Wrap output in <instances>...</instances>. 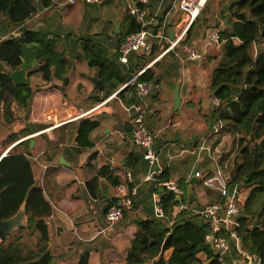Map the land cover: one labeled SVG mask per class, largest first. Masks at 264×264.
Masks as SVG:
<instances>
[{"label":"trees","instance_id":"obj_1","mask_svg":"<svg viewBox=\"0 0 264 264\" xmlns=\"http://www.w3.org/2000/svg\"><path fill=\"white\" fill-rule=\"evenodd\" d=\"M53 0H0V154L10 144L29 133L28 129L13 130V124L18 121L17 111L30 110V103L36 90L50 85L53 78H59L63 84L68 82L65 76V62L71 61L72 66L77 61H85L89 67L96 69L99 80L97 90L100 99L97 101L92 95V102L97 104L112 94L120 85L132 78L137 72L144 70L136 76L135 81L151 83L152 90L163 78L171 77L177 72L179 63L183 60L187 48L193 40L200 36L206 42L207 32L214 29L219 34L221 57L214 63L212 59L217 54L207 53L214 64L210 76V96L220 100L216 109L209 110L207 114V133L213 126L221 121L223 128L236 141L235 156L240 162L228 176L232 183L250 187L247 197L240 205L237 219L241 226L237 229L243 245L250 252L260 254L264 264V50L259 48L254 52L255 44L264 43V0H223L222 5H217L221 11L208 17L211 2L207 0L202 9L203 14L197 16L185 30L183 38L168 49L159 58L147 66L160 52L165 50L170 42L168 39L167 11L171 1L164 8H159L157 2L143 4L134 0L136 6L146 10V19L152 20L147 25L125 6V16L119 32L106 33L102 31L74 36L72 33H56L43 29H32L26 26L40 9L47 8ZM217 7L215 8L216 11ZM217 12V11H216ZM149 29L152 32H161L162 37H149L147 49L133 51L129 62L122 63L118 57V48L127 35L140 29ZM106 36L107 41L114 48L110 53L108 46L100 41V36ZM58 41L62 43L58 47ZM237 41V42H236ZM37 60V65L26 71V82L15 84L5 74L6 69L16 70L23 61ZM147 66V67H146ZM34 73H39L40 83L31 80ZM38 88V89H37ZM150 94V93H149ZM114 101L126 105L139 102L136 84H128L116 93ZM114 96V97H115ZM107 101H105L106 103ZM104 104V103H103ZM101 106V105H100ZM99 106V107H100ZM90 112L80 116L73 133H77L75 144L78 147H91L90 133L96 129L100 122L90 116ZM65 128V125H62ZM131 131L132 124L129 123ZM151 131V130H150ZM154 135V133L151 131ZM218 133V132H217ZM219 134H210L207 143L211 146L217 141ZM132 137V134H131ZM211 139V140H210ZM61 140H64L61 134ZM201 139L192 138L184 143L189 150V156L195 157L196 153L190 152L200 144ZM161 144L154 135L153 147L160 155ZM227 152L221 151L217 159L221 164ZM29 139L20 141L11 147L3 156H0V218L12 216L26 199L25 212L27 223L18 227L5 238L0 240V264H52L53 256L49 248L48 217L53 213V207L43 188L34 186L35 171L31 165ZM125 164L145 167L146 161L142 151H133L127 155ZM107 166L100 167V172L105 174ZM206 168L204 172H210ZM112 185L123 180L119 177L106 175ZM156 179H169L171 173L168 167H163ZM183 188L187 181L183 177L175 179ZM151 191L156 192L155 204L163 211V216L150 217L136 221L138 226L136 235L131 239L127 251L126 261L129 264H141L153 259V264H194L198 253L204 251L207 258H212L213 249L205 241V234L209 231L208 222L201 214L195 212L199 208L194 201L185 203L173 215L176 205L173 191L166 187L156 186V180L148 181ZM134 184L131 183L130 186ZM217 200H220L218 194ZM137 196V195H136ZM133 197V205L135 204ZM185 193L182 200L186 201ZM115 198L108 199L105 210L113 203ZM183 203V201H182ZM258 204V211L252 209L253 204ZM105 213V211H104ZM255 214V221L252 220ZM23 234L33 241H26ZM171 249L165 259L163 252ZM88 250L83 251L77 264H88ZM209 264H219L212 259Z\"/></svg>","mask_w":264,"mask_h":264},{"label":"crops","instance_id":"obj_2","mask_svg":"<svg viewBox=\"0 0 264 264\" xmlns=\"http://www.w3.org/2000/svg\"><path fill=\"white\" fill-rule=\"evenodd\" d=\"M168 1L151 0L152 3L157 2L159 8L166 7L169 4ZM170 1L171 6L166 16L168 19L167 33L171 21V27L177 35L185 29L186 15L179 8L180 0ZM128 4L129 0H100L98 3H84L83 0H53L49 7L40 9L31 20L27 21L26 26L62 34L68 32L78 37L86 28L83 23L87 20H90L91 23L94 22L96 17L93 18V16H96L101 7L102 12L106 9L107 17L103 19L104 25L101 28L97 27V32L105 28L106 33L109 34L114 29V23L120 20L122 13L125 12L124 8L128 7ZM90 11L92 14L89 13ZM122 23L123 20L119 30ZM99 39L108 46L109 41L105 35H101ZM199 44L202 45L199 47L200 49L198 48L199 50L204 53L209 52L208 45L200 36L193 40L191 46ZM61 46L62 43L58 41V47ZM108 47L110 53L111 50L114 51V48L111 49V45ZM160 53L147 66L159 58L162 55ZM219 57L218 54L217 59ZM69 62L72 71L79 75L80 81L86 84L88 80L92 83V90H83L80 100L77 102H67L65 87L71 81L69 73H65V76L68 77L66 84L55 77L50 85H44L43 88L35 91L30 103L32 111L34 110L32 103H36L34 100L36 94L38 91L42 93V98H47L49 101V109L45 117L52 118L53 121L31 129L30 126L33 121H36V118L26 119L22 114H19L21 111L19 110L17 111L19 119L12 126L13 130L22 128L29 130V133L23 136L25 138L22 141L29 139V159L35 171L36 185L43 188L53 207V213L47 219L51 237L49 248L53 256L52 264H77L80 254L85 250L89 252L88 264H129L126 261V255L131 239L136 235L138 228L136 221L148 218L155 213L154 209L157 204L154 201L157 194L151 191L149 182L143 181L146 166L131 168L125 164L127 155L133 151L141 150L131 138L128 126L131 123L130 114L124 108L126 104L121 101L116 103L114 101L116 96L106 100V103L103 102L104 104H100V107H96L90 113L91 117L100 122L99 126L90 133L92 146L78 147L72 141L73 131L80 115L79 113L76 116H71L72 113L77 109L80 112L86 111L96 105L92 102L91 96L96 94L99 96V94L97 90H93L95 84L92 77H96V69L89 67L85 61H77L72 66L71 61L67 59L65 62L66 71ZM212 64L211 61L207 64L205 58L193 61L183 59L177 65V72L169 78H163L157 86L158 89L151 91L144 98L147 109V125L161 144L160 162L164 167H168L172 179L183 177L187 184L195 165L201 170L220 168L224 175L228 176L225 169H230L235 156L234 148L231 146L232 137L224 128L218 133H213L220 135L217 139L215 136L211 138L213 141L217 140L213 145H217L221 151L227 152L221 164L218 159L216 165L211 163L204 155L195 157L186 155L189 152L184 145L186 141L198 137L200 139L207 138L211 133H207L209 130L207 114L210 110L209 83ZM34 74L31 76V80L36 83ZM57 80L60 83H57ZM176 82L180 83V104L177 110H173V89ZM53 89L59 91V97L54 95L52 98V95L55 94ZM26 122L28 124L25 125ZM62 125H65V128ZM61 134L64 140H61ZM30 140H33L32 144H30ZM61 154L70 162L69 166L59 162ZM103 165L108 168L105 174L100 172V167ZM75 166L81 168L82 179L77 175ZM126 172H130L132 183L137 186L135 204L131 209L125 211L120 220L109 225L104 217V211L108 199L113 197L115 185L109 182L106 175L119 177L123 180ZM187 184L184 188L185 197ZM193 192V201L198 207L216 201L218 198L215 191L204 189L198 180L193 185ZM182 201L183 204L190 202L187 197L186 201ZM178 206L174 207L173 215L178 212ZM231 246L232 248L222 264H238L236 262L238 256L232 244ZM170 251L171 249H167L163 252L162 255L165 259L169 256ZM198 258L199 260L194 264H209L211 261L206 257L204 251L198 253ZM153 263L154 260L150 259L141 264Z\"/></svg>","mask_w":264,"mask_h":264},{"label":"built area","instance_id":"obj_3","mask_svg":"<svg viewBox=\"0 0 264 264\" xmlns=\"http://www.w3.org/2000/svg\"><path fill=\"white\" fill-rule=\"evenodd\" d=\"M86 3H98L100 0H83ZM141 3L146 4L148 0H139ZM207 0H180L179 8L186 15V26L179 34L175 35L173 41H169V46L163 50L161 54H164L168 49L172 48L177 44L184 36L185 30L188 25L199 16ZM129 13L137 17L141 21L142 25H147L151 21L146 19V10L141 9L135 5L132 7L130 2L128 4ZM161 33L152 32L149 29L142 28L137 32H133L126 36L125 40L121 42L118 48V57L122 63H128L130 54L133 51L147 49V39L149 37H160ZM219 43V34L216 30L210 29L207 32L205 44L208 46H216ZM203 56V51H200L196 46H190L187 48L186 59L188 60H199ZM141 69L132 78L127 80L125 83L120 85L112 94L105 98L100 103L94 105L90 109L83 111L80 116L87 114L92 111L100 104L115 96L118 91L126 87L128 84H136V92L138 95L139 102L126 105L124 108L130 114V121L132 124L131 134L132 141L137 146L143 147L142 153L143 158L146 161V171L144 173L143 181L148 182L156 180V186L166 187L167 189L174 192L175 195L182 197L184 190L182 186L172 178L169 179H156L155 176L161 173L163 164L160 162L159 156L157 155L153 147L154 135L151 133L147 122V109L144 103V98L149 95L152 90V85L146 81H135L137 75L142 71ZM211 103L214 109L219 106L220 100L216 96L211 97ZM223 127V123L219 121L213 126L211 133H217ZM210 133V134H211ZM25 137L20 138L24 139ZM208 138V137H207ZM16 142V141H15ZM10 144L5 150H3L0 156L4 155L14 144ZM196 155H204L208 157L211 163H217V157L221 153V148L217 145L211 146L206 142V138L196 147L190 150ZM197 180L207 189L215 191L220 200H216L195 209V212L201 214L208 222L209 231L205 234V241L208 242L212 249V259H215L219 264L224 263L226 256L230 249L235 250L238 259V264H263L262 257L257 252H250L245 248L242 240L238 234L237 229L241 226L240 221L237 219L240 213V205L242 197L240 194V188L238 184L232 183L228 176L224 175L222 169L215 168L210 172H204L200 168L193 173ZM132 178L130 172H126L122 182L118 183L114 187L113 198L114 202L111 203L105 210L104 217L109 225L114 224L120 220L125 211L132 208L133 197L137 195V186L132 184ZM185 207L182 202L179 204L178 209ZM156 216H163V211L159 205L155 206L154 209Z\"/></svg>","mask_w":264,"mask_h":264},{"label":"rangeland","instance_id":"obj_4","mask_svg":"<svg viewBox=\"0 0 264 264\" xmlns=\"http://www.w3.org/2000/svg\"><path fill=\"white\" fill-rule=\"evenodd\" d=\"M84 2V1H83ZM226 1H223V0H213L212 2H211V6H210V10H209V14H207L208 15V17H210L211 15H213L214 13L215 14H217V13H219L220 11H221V9L220 8H218V6L219 5H222V4H224ZM85 3V2H84ZM218 5V6H217ZM217 7V9H216V11H215V8ZM90 14H92V11H90L89 12ZM88 14V13H87ZM214 14V15H215ZM96 17V18H95ZM105 17H107V12H106V9L105 10H103V12L101 11V7H100V9H99V12L96 14V16H93V18H95L94 19V22H92L91 23V21L90 20H87V22L85 23H83V24H85L86 26V28H84L83 29V33H86V31H89V32H97L98 31V29H97V27H102L103 25H104V18ZM82 33V34H83ZM197 48H199V47H202V45H195ZM253 48H254V52L256 53L257 52V50L259 49V48H262L263 50H264V43H260V44H255L254 46H253ZM200 49V48H199ZM207 49L209 50V52L210 53H212L213 55L214 54H217V53H219V50H220V46H218V45H216V46H212V47H210V46H207ZM200 51H202V50H200ZM207 53L208 52H206V53H204V51H203V56H202V58L201 59H203V58H205L206 60H207V64L209 63V61H210V59L211 58H208L207 57ZM218 55V54H217ZM220 57H221V55H220ZM219 57V58H220ZM183 59L184 60H186V54H185V56H183ZM213 61H214V63H217V61L219 60V59H212ZM213 61H211V62H213ZM196 62H198V61H196ZM69 66H68V68H67V71H66V73L68 72L69 73V77H70V79H71V81L68 83V85L65 87V89H66V97L65 98H67V102H77V100H80V95H81V93L83 92V90H88V91H90V90H92V83L90 82V81H88L87 80V83L86 84H84L82 81H80V77H79V75L75 72V71H72V69H71V67H70V62H69V64H68ZM208 66V65H207ZM213 66H214V64H212V67H211V70H212V68H213ZM36 67V66H35ZM34 68V67H33ZM34 80L36 81V82H38V83H40V82H42L41 81V79H40V74L39 73H35L34 74ZM57 83H60L58 80L56 81ZM38 89V88H37ZM173 89V88H172ZM53 92L55 93V94H53L52 95V98L54 97V95H57V97H59V95H58V93H59V91L58 90H54L53 89ZM43 97V94L42 93H40L39 91H38V94H36V98L34 99L35 101H36V103L34 104V103H32V106H33V108H34V110H30L29 112L28 111H26V110H21L20 112H19V114H22L26 119L27 118H29V117H34V118H36V121H33L32 122V125L30 126L31 127V129H34V128H37V127H39V125L41 124V125H44V124H49L51 121H53L52 120V118L51 119H48L47 117H45V114L48 112V109H49V105H48V99L47 98H42ZM209 98L211 99V96H210V94H209ZM91 100L89 99V102H90ZM69 109V108H68ZM214 108H213V106H212V103H211V100H210V110H213ZM71 111H73V110H71ZM70 111V112H71ZM32 112V113H31ZM83 111H79V109H77V111L76 112H73L72 113V115L71 116H76V115H78L79 113L81 114ZM37 114H39V115H37ZM37 116H39V117H37ZM43 117L45 118L44 120H43ZM37 119H41V120H37ZM26 124H28L27 122L25 123V125ZM204 140V138L203 139H201V142ZM200 142V143H201ZM206 142H207V138H206ZM236 141H234L233 139H232V141H231V146H232V148H234L235 149V147H236ZM6 149V148H5ZM4 149V150H5ZM235 154V153H234ZM240 162V159H239V156L238 155H236V156H234V159L232 160V162H231V165H230V169L228 168H226L225 169V171H226V173H227V175L228 176H230L232 173H233V169L234 168H236V166L238 165V163ZM203 188L204 189H206V190H209V189H207L206 187H204L203 186ZM249 190H250V187H246V186H243L242 187V189L240 190V194H241V197H242V202H244V200H245V198L247 197V195H248V192H249ZM185 197V196H184ZM185 199H186V197H185ZM256 205H258L257 203L255 204H253L252 205V209L254 210V211H258V206H256ZM252 220L253 221H255V214L253 215V218H252ZM23 236L25 237V239H26V241H28V240H30V241H33V240H35V237H31V238H27L26 237V234H23Z\"/></svg>","mask_w":264,"mask_h":264},{"label":"water","instance_id":"obj_5","mask_svg":"<svg viewBox=\"0 0 264 264\" xmlns=\"http://www.w3.org/2000/svg\"><path fill=\"white\" fill-rule=\"evenodd\" d=\"M129 2L132 7H135L136 3L134 0H129ZM202 14L203 12L201 11L199 16H201ZM124 16H125V12L122 13L120 20L114 23V32L116 33L119 32V26H120L121 21L124 19ZM174 39H175V33L171 27V21H170L169 30H168V40L173 41ZM36 65H37L36 59H33L32 61H23L18 69L16 70L6 69L5 74L11 78L13 83L24 84L26 82V71L35 67ZM92 81L94 82L95 87L98 88L99 80L96 77H92ZM179 86H180V83L176 82L175 87L173 89V100H174L173 110H177L180 104ZM95 99L98 101L100 97L96 94ZM76 138H77V133H74L72 141L76 142ZM22 140L23 139L21 140L18 139L15 142V144L19 143ZM32 143H33V140H30V144ZM138 148L141 151L143 150V147L141 146H138ZM59 162L66 164L67 166L70 165V162L66 160L62 154L59 155ZM74 169L77 175L79 176V178L82 179L81 168L79 166H75ZM196 170H197V165H195V167L193 168V173ZM196 181H197V177H195L192 174L188 180V184L186 187V197L190 202L193 201V196H194L193 185L195 184ZM33 185L36 186V182H34ZM0 196H1V191H0ZM175 199L180 203L182 202V197L180 195H175ZM25 205H26V199L22 202L19 209L12 216L5 218V219L0 218V240L7 237L12 232V230L26 225L27 217H26V212H25ZM58 215L62 219H64L60 213H58ZM18 264H21V263H18Z\"/></svg>","mask_w":264,"mask_h":264}]
</instances>
